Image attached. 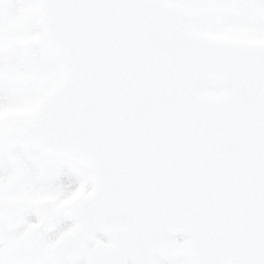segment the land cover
<instances>
[{
    "label": "snow or ice",
    "instance_id": "6c2138e0",
    "mask_svg": "<svg viewBox=\"0 0 264 264\" xmlns=\"http://www.w3.org/2000/svg\"><path fill=\"white\" fill-rule=\"evenodd\" d=\"M0 264H264V0H0Z\"/></svg>",
    "mask_w": 264,
    "mask_h": 264
}]
</instances>
